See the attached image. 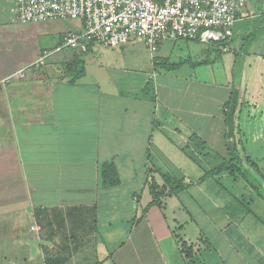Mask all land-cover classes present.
<instances>
[{
  "label": "crops",
  "instance_id": "0c3cea01",
  "mask_svg": "<svg viewBox=\"0 0 264 264\" xmlns=\"http://www.w3.org/2000/svg\"><path fill=\"white\" fill-rule=\"evenodd\" d=\"M4 3L13 5V0ZM249 5L258 13L246 4L236 23L259 18L255 35L264 27V0H249ZM234 36L233 31L234 58L226 55L219 62L208 60L216 45L191 40L162 42L156 58L150 54L158 66L151 71L147 63L146 68L123 65L120 50L127 45H92L85 53L31 68L24 78L0 82V264H172L173 257L184 263L176 237L180 230L174 228L183 226L171 201L186 189L168 195L172 183L163 174L174 182L178 164L173 157L187 152L200 160L212 149L209 126L218 118L222 148L230 152L225 104L234 91L244 103L239 115L247 106L264 125V30L250 37L261 46L254 52ZM189 42L204 46L192 52ZM40 50L15 62L10 50L0 47V80L34 61ZM79 61L82 71L74 68ZM211 88L223 90L215 114ZM179 91L191 93L194 104ZM240 123L237 145L245 150ZM104 162L114 164L118 184H102ZM182 177V183H191ZM150 180L163 191V209L147 206ZM150 208L160 209L157 227L150 222ZM166 208H171L170 222ZM211 218L207 226L218 240L207 244L217 255L211 264H264L263 230L235 229ZM254 218L264 224V216Z\"/></svg>",
  "mask_w": 264,
  "mask_h": 264
},
{
  "label": "rangeland",
  "instance_id": "374dc122",
  "mask_svg": "<svg viewBox=\"0 0 264 264\" xmlns=\"http://www.w3.org/2000/svg\"><path fill=\"white\" fill-rule=\"evenodd\" d=\"M11 4L0 0V20L3 19L5 21L0 26V39H3L0 41V47L3 48L5 45L10 50L11 58L15 62L25 59L29 60L39 49L54 50L60 43V40L63 39L62 35L65 32L81 28V23L78 20L15 23L12 15L13 5ZM246 4L248 5L247 7L253 10L255 5L251 8L252 5H249V0H246ZM254 10L258 13V9L254 8ZM258 21L259 18H253L241 22L239 26L235 23L233 28L234 39L237 38L236 42L244 44L245 47L251 46L252 52L261 47L260 44H252L257 39L250 38L259 35L264 30V27L260 26L259 28L261 29L256 28L255 35L253 34L254 28L260 25ZM241 25H246L245 30ZM244 35L249 36L247 37L248 39H238ZM126 45V47L120 50L124 51V66L146 68L147 63L148 70H153L155 65L156 68L154 70H157V63H153L150 58L153 54L142 43L133 42ZM202 46L204 45L197 44L196 42H189L187 45L192 52H195ZM115 51L117 50L115 49ZM71 53H73L72 50L64 49L53 53L47 61L53 58H63L65 55ZM155 53L154 59L156 58ZM175 53L177 52L175 51ZM234 53V49H231L228 53H222L218 47L211 48L208 60L210 62H219L226 55L234 58ZM84 67L85 65L80 61L74 65V68H79L78 70L80 71L84 70ZM149 76L151 77V74ZM215 89L211 88L214 114L220 103V93L223 92V90H219V92ZM205 90L204 95L208 96L210 88L205 87ZM179 94L182 93L179 91ZM190 96L191 93L182 94L185 101L187 100L191 102L190 104H194L193 96L192 101L189 99ZM196 96L198 97V95ZM259 116L260 114L257 111H251L247 106L242 109L241 115H239L238 122H241L239 137L242 138L240 143L245 146L246 151L237 145L235 153L230 151L226 154L221 145L222 140H220L221 123L218 122L219 118L215 119L216 117L214 116L213 125H208L211 129L209 135L213 137L210 140L212 149L207 153L205 152L200 157V160L196 157L194 159L189 158L187 152H182L179 157H173L176 165L178 164L175 170H172L173 174L177 176V180L179 179L177 182L182 183L180 177L183 175L188 176L191 180L189 184L183 183L186 191L181 193L178 199L172 198L171 205L179 207V209H175V212L177 218L180 219L179 224L183 226L182 230L177 224H175L174 228L177 227L176 230H180V238L184 239V236H186L187 241L191 239L195 243L193 245L194 252L191 253L192 255L189 258L187 256L184 257V263L173 257L171 260L172 264H211V262L216 261V253L211 249L208 250L210 246L207 244L215 246L218 242L217 235L209 230L207 217H212L211 219L218 224L221 223L222 219L223 222L229 223V226L235 229L241 226L244 229L255 228L264 231V224L254 218L258 214L264 216V125L262 126L259 122ZM190 118L189 116L186 117L187 120L194 122ZM231 157H234L235 166L239 167V170H236L234 174H231L229 171L232 167L231 165L227 163L225 164L226 166L220 165ZM163 158L165 163L168 164V158L165 156ZM198 176L201 177L197 178ZM161 208L163 209V206ZM159 210L157 208H150L149 210L150 222L156 227L159 225L160 220L156 219L155 211ZM165 213L168 217L167 220L170 222L172 219L171 208H166ZM191 215H193V220L189 219Z\"/></svg>",
  "mask_w": 264,
  "mask_h": 264
},
{
  "label": "built area",
  "instance_id": "2783aa9c",
  "mask_svg": "<svg viewBox=\"0 0 264 264\" xmlns=\"http://www.w3.org/2000/svg\"><path fill=\"white\" fill-rule=\"evenodd\" d=\"M246 0H13L15 23L78 20L81 28L64 33L54 50L41 49L34 61L0 80L24 78L56 52L74 54L90 46L106 48L142 43L154 54L164 41H197L233 48V28L242 17Z\"/></svg>",
  "mask_w": 264,
  "mask_h": 264
},
{
  "label": "trees",
  "instance_id": "16d2710c",
  "mask_svg": "<svg viewBox=\"0 0 264 264\" xmlns=\"http://www.w3.org/2000/svg\"><path fill=\"white\" fill-rule=\"evenodd\" d=\"M243 103V99L238 97V92L234 91L233 94L231 95L229 101L226 102V113H225V137H226V144L228 145V151H232L235 153L236 148H237V139H236V134L239 130V125H238V118L241 110V105ZM199 142V141H198ZM232 149V150H231ZM234 157L229 158L228 160L223 161L220 165L221 166H226L225 164L227 163L228 165H231L232 167L229 169L231 174H234L236 170H239V167L235 166V161H233ZM250 160V159H248ZM163 177L166 179L165 182L167 184L172 183V188H170L167 191L168 195H172L180 191L181 189L184 188L185 185L183 183H178L175 180L174 182H170L173 180L172 177H170L168 174H163ZM100 178L102 181V184L107 185V186H113L119 183V177L118 173L116 171V168L112 162H104L100 166ZM170 180V181H169ZM180 180H183V177L180 178ZM150 185H149V190L151 196V201L148 203V207L152 205H158L162 206V202L160 201L163 191L159 190L157 186L153 184V182L150 180ZM258 193V192H257ZM179 228H181L179 226ZM176 237L179 238L180 240V245L179 249L181 252H183V256L189 258L194 251H193V244H187L185 240L179 237L177 235ZM98 264V263H96Z\"/></svg>",
  "mask_w": 264,
  "mask_h": 264
}]
</instances>
